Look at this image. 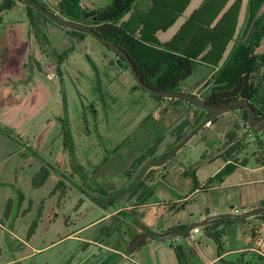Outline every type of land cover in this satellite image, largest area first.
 Wrapping results in <instances>:
<instances>
[{
    "label": "rangeland",
    "instance_id": "1",
    "mask_svg": "<svg viewBox=\"0 0 264 264\" xmlns=\"http://www.w3.org/2000/svg\"><path fill=\"white\" fill-rule=\"evenodd\" d=\"M14 1L16 6L2 14L0 24V264H137L133 252L123 257L105 247L122 244L125 228L120 222L135 226L133 217L159 234L194 224L206 194L173 201L198 189L221 167L231 155L230 133L237 136L240 150L233 158L249 167L264 162V129L247 138L238 117L244 114L235 108L218 114L215 126L201 128L164 165L153 168L154 176L145 178L142 189L122 195L112 208H101L91 196L105 202L126 189L147 162L160 160L175 147L177 127L191 121L195 111L159 113L169 103L156 109L149 93L133 91L138 83L119 53L36 12L33 29L26 6ZM97 1L81 3L94 12L99 10L92 7ZM124 1L130 2L112 0L108 12L93 13L91 22H109L105 18L116 16ZM248 41L243 32L240 43ZM255 54H264V38ZM254 83L261 107L264 67ZM159 174L174 188L155 186L150 197ZM138 193L148 195L147 200L131 202ZM157 201L167 203L134 212L129 208ZM116 211L117 217L101 219ZM200 232L197 228L191 233ZM189 234L158 250L157 264H198L187 257ZM176 239L182 245L175 243L171 249Z\"/></svg>",
    "mask_w": 264,
    "mask_h": 264
},
{
    "label": "crops",
    "instance_id": "2",
    "mask_svg": "<svg viewBox=\"0 0 264 264\" xmlns=\"http://www.w3.org/2000/svg\"><path fill=\"white\" fill-rule=\"evenodd\" d=\"M195 1L196 0H135L132 10L121 19L120 23H124L130 28L137 29V33L135 34L136 39L140 40L139 37L141 32L143 38L147 40L154 39L161 44H169L173 50L157 46L155 48L194 60L197 63L195 70L181 85L183 90L187 93L197 94L200 97V94L206 92V90L214 84L215 80L221 77L223 69L236 55V49L244 32L243 29L249 10L250 0H243L234 39L227 45H225L227 40L224 38L223 34L213 28L236 0H230L224 11H222L210 28L203 27L198 22L191 20V16L204 2V0H198L197 5L193 6ZM111 2L112 0H99L97 3L93 2L92 7L100 10L106 8ZM187 3L189 4L182 15L178 17L171 27L164 31L163 28L176 18L177 12L181 11ZM192 6L193 8L191 9ZM235 12L236 10H234V13ZM214 13L215 10L209 7L200 15L204 16L207 21H210ZM143 43L154 46L144 41ZM206 84H208V86L202 89ZM135 88L136 87H134V90L137 91ZM190 88H192L193 91H190ZM149 97L152 98L151 96ZM152 100L156 103V109L164 103H169V100L165 99L158 101L152 98ZM168 106L169 108H161V112L159 113H166L167 111L174 112L175 110L183 111L184 108L187 109L186 105L175 107L170 104ZM238 117L239 120H242L247 132L250 129L249 124L244 120L242 115H238ZM213 126H215V124L209 126L205 124L203 127L212 128ZM230 134L229 151H231V155L227 156L221 167L210 174L209 177H206L198 189L185 193V198H179L173 201L179 203L186 199L192 200L193 196L196 194H206L205 199L199 205L200 213L193 219L194 223L216 215L242 214L254 209L264 208V162L257 160L256 166L249 167L247 162H240L237 161V158H233L240 150L238 148L237 136H235L234 133ZM227 165H231V167L228 171L223 172ZM165 177V174L157 175L156 184L149 190L148 195L150 197L155 193L153 189L155 186L161 185L168 191L174 188L173 184L165 179ZM139 193L133 196L131 202L141 197ZM148 195L141 197L140 201L147 200L145 197ZM166 203L165 201L153 203L142 202L138 206L129 208L134 212L146 206H160ZM122 210L124 211V209ZM262 215L264 214L255 215L243 220L224 219L219 220L221 222L214 226L208 228L201 227L200 234L193 236L191 233L186 238L187 244L185 245H187L188 249H191L187 257H194L198 264H218L219 262H223L224 264H257V261L264 262V217ZM117 216L116 211L105 215L101 219H112ZM120 223L123 226L122 228H125L122 244L105 247L115 255L121 254L123 257H127V249L132 241L141 233V230L125 222ZM182 226L185 225H179L180 228ZM85 229L86 227L80 229L78 232L85 231ZM208 233L219 235L220 246L217 245L215 240L210 237ZM163 234L166 233L164 232ZM169 241L170 240L160 241L148 237L133 251L132 254L136 257L135 262L137 264H157V262L160 261L158 250L165 249ZM22 242L32 248L29 243ZM175 243L177 247L182 245L180 240L176 239L172 241L171 249L174 248ZM39 250L43 249H38V251ZM173 261L174 260L171 258L170 263ZM177 261H180V259L177 258Z\"/></svg>",
    "mask_w": 264,
    "mask_h": 264
},
{
    "label": "trees",
    "instance_id": "3",
    "mask_svg": "<svg viewBox=\"0 0 264 264\" xmlns=\"http://www.w3.org/2000/svg\"><path fill=\"white\" fill-rule=\"evenodd\" d=\"M35 1L52 13H54L52 7L56 8L57 11H59L61 15L67 17L69 21L87 25L95 30L100 36L118 45L127 53L135 65L140 77L149 86H152L161 92H186L183 90L181 84L192 75L197 63L187 57L171 54L155 48L157 46L173 50L169 44H161L157 40H147L143 38L141 32L139 37L140 40L136 39L135 34L137 33V29L130 28L126 24L120 23L121 19L132 10L135 0H130V2L124 1L123 4L121 3L120 7L126 5L124 10L122 11V8L118 7L119 13L116 16L105 18L109 20V22L105 21L103 23L96 21L91 22V18L94 17L93 13H96L97 11L99 14L108 12L110 5H108L106 9L92 12L82 7L81 0H47V4L39 0ZM19 2L26 6L27 16L33 29L35 26L34 12L49 21L55 22L25 0H19ZM229 2L230 0H204L202 6L191 16V20L198 22L203 27L210 28ZM242 2L243 0H236L222 15L221 19L213 28L223 34L224 38L227 40L225 45L234 39ZM188 4L189 3L185 4L184 8L177 12L176 18L163 28L164 31L175 23L178 17L185 11ZM15 6L16 2L14 0H4L0 5V24L2 22V14L5 11L11 10ZM209 7L215 10V13L211 20L207 21L205 17L200 14ZM234 10H236L235 13ZM248 13L249 15L244 28V35L248 34L249 36L248 43L238 44L236 55L223 69L221 77L218 80H215L214 84L203 93L204 96H200L199 98L215 107H224L240 99L246 100L254 107L256 117L262 119L264 118V101H262V106L260 107L258 104L261 102L257 100L258 89L254 83V78L262 67H264V54H255V50L260 46V42L264 38V0H250ZM95 19L96 18L94 17V20ZM67 28L76 36L87 34L79 29ZM143 41L154 46L146 45ZM107 48L113 52L115 51L110 47ZM119 57L122 60V65L126 67V70H130L126 60L120 54ZM136 87V90L141 89L145 93H149L143 90L139 84ZM133 91L135 90L133 89ZM149 96L158 101L164 99L169 100V105L172 104L175 107L186 105L187 108L195 111L191 121L189 119V122H185L177 127L175 146L182 142L184 138L205 121L209 115L208 111L184 99H170L151 93H149ZM236 109L243 112L244 120L248 123V116L245 107L239 106ZM216 120L217 115L206 122V124L210 123V125H213ZM230 167L231 165H227L225 167V172L228 171ZM46 173L48 174V171ZM141 183L142 181L134 188L138 189L141 187ZM134 188L130 192H132ZM262 216L264 217V215ZM220 222L221 221H217L208 224L205 228L214 226ZM183 228L184 227H181L179 230ZM208 235L215 240L218 246H220V237L218 234L208 233Z\"/></svg>",
    "mask_w": 264,
    "mask_h": 264
},
{
    "label": "water",
    "instance_id": "4",
    "mask_svg": "<svg viewBox=\"0 0 264 264\" xmlns=\"http://www.w3.org/2000/svg\"><path fill=\"white\" fill-rule=\"evenodd\" d=\"M25 1L28 2L29 4H31L32 6L36 7L38 10L42 11L44 14H46L49 18H51L53 21L57 22L58 24L63 25L65 27L82 30V31L92 35L93 37L98 39L100 42L105 44L106 46H108V47L112 48L113 50H115L116 52H118L126 60L131 73L133 74L135 80L137 81V83L139 84V86L143 90H145V91H147V92H149L151 94H154V95H157V96H161V97H165V98L184 99V100H187V101H189V102H191V103H193V104H195V105H197V106L201 107L202 109H204V110L209 112V115L206 118V120L203 121L192 132H190L188 134V136H186V138H184V140L180 144H178L163 160L158 161V162H154V163L150 164L148 167H150L152 165L162 166L182 146H184L187 143V141L197 131H199L206 124V122H208L211 118H213L215 115H218L220 113L231 111V110H233V109H235V108H237L239 106H244L245 107V111H246V114L248 116V124H249L250 130H252L255 134H259L264 129V118L259 119V118L256 117L254 107L250 104V102L240 99V100H237V101H235V102H233V103H231V104H229L227 106H224V107H215V106H212V105L208 104L207 102L203 101L198 96L190 94V93H186V92H161V91H158L155 88H153L152 86H149L140 77V75H139L138 71L136 70L135 65L133 64V62L130 59V57L118 45H116L115 43L105 39L102 36H100L95 30H93L92 28L88 27L87 25H84L82 23H77V22H74V21H69V20L64 19V18H62L60 16H57L56 14L50 12L48 9H46L45 7L40 5L35 0H25ZM130 189H131V186L128 187L126 190H124L122 193L111 197L105 203L98 202L96 200L94 202L98 206H100L101 208L108 209L110 207H113L115 205L116 200L118 198H120L122 195H124L125 193H127ZM259 214H264V208L254 209V210H251V211L244 212L242 214L216 215V216L209 217V218H207V219H205L203 221L195 222L194 224H192L191 226H189V227H187V228H185L183 230H178V231H175V232H172V233H168V234L156 233L151 228H149L148 226L143 224L141 221H139V220H137V219H135L133 217H129L131 222H132V224L135 225L137 228H139L141 230V233L132 241V243L130 244L129 248L127 249V252L128 253L133 252L148 237H151L153 239H157V240H160V241H167V240L178 238L180 236L187 235V234L191 233L196 228L205 227L208 224L216 222V221H219V220H224V219L243 220V219H246V218H249V217H253V216L259 215Z\"/></svg>",
    "mask_w": 264,
    "mask_h": 264
},
{
    "label": "flooded vegetation",
    "instance_id": "5",
    "mask_svg": "<svg viewBox=\"0 0 264 264\" xmlns=\"http://www.w3.org/2000/svg\"><path fill=\"white\" fill-rule=\"evenodd\" d=\"M180 143H181V142H180ZM180 143H179V144H180ZM175 147H176V146H175ZM175 147H174V148H175ZM174 148H173V149H174ZM173 149H172V150H173ZM172 150H171V151H172ZM171 151H170V152H171ZM170 152H169V153H170ZM169 153H168V154H169ZM168 154H167V155H168ZM167 155H165L164 157H162L160 160H153V161H149V162H147V163L145 164V166L142 168V170L138 173L137 177H136L134 180H132L131 183L128 185V187L131 186V189H130L128 192H130V191H131V190H132V189H133L138 183H140L141 181H142V183H141V189H142V188H143V181L145 180V178L147 177V179H151V178L154 176V172H152V169H153V168H156V167H161V166H155V165H152V166H150V167H148V166H149L150 164L154 163V162H158V161L163 160ZM167 161H168V160H167ZM167 161H166V162H167ZM166 162H165V163H166ZM165 163H164V164H165ZM164 164H163V165H164ZM128 187H127V188H128ZM127 188H126V189H127ZM126 189H124V190H126ZM124 190H123V191H124ZM123 191H122V192H123ZM122 192H119V193H117V194H120V193H122ZM128 192H127V193H128ZM117 194H115V195H117ZM125 194H126V193H125ZM125 194H124V195H125ZM115 195H113V196H115ZM113 196H111V197H113ZM111 197H109L108 200H109ZM121 197H122V196H121ZM118 199H119V198H118ZM118 199H117V200H118ZM95 200L98 201V202H102V201L97 200V199L94 198L93 196H91V201L94 202ZM117 200H116V202H117ZM105 202H106V201H105ZM105 202H102V203H105ZM116 202H115V204H116ZM94 203H95V202H94ZM95 204H96V203H95ZM114 206H115V205H114ZM110 208H112V207H110ZM183 229H185V227H184ZM183 229H180V230H183Z\"/></svg>",
    "mask_w": 264,
    "mask_h": 264
},
{
    "label": "built area",
    "instance_id": "6",
    "mask_svg": "<svg viewBox=\"0 0 264 264\" xmlns=\"http://www.w3.org/2000/svg\"><path fill=\"white\" fill-rule=\"evenodd\" d=\"M50 77L53 78V76H50ZM207 125L209 126L210 123H207ZM254 134H255V133H254L252 130H250V129L247 131V137H248V138H253V137H254ZM196 229H197V228H196Z\"/></svg>",
    "mask_w": 264,
    "mask_h": 264
}]
</instances>
